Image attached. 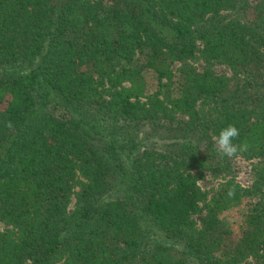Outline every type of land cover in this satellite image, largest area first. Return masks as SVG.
<instances>
[{"label": "trees", "instance_id": "16d2710c", "mask_svg": "<svg viewBox=\"0 0 264 264\" xmlns=\"http://www.w3.org/2000/svg\"><path fill=\"white\" fill-rule=\"evenodd\" d=\"M0 222V264H264V0H0Z\"/></svg>", "mask_w": 264, "mask_h": 264}, {"label": "rangeland", "instance_id": "374dc122", "mask_svg": "<svg viewBox=\"0 0 264 264\" xmlns=\"http://www.w3.org/2000/svg\"><path fill=\"white\" fill-rule=\"evenodd\" d=\"M175 67H173V69H175ZM196 67L198 69H202L203 63L198 62L196 64ZM215 71L218 74H229L228 69L223 66H215ZM144 80L146 84V92L149 94L153 93L157 89V80L155 74L151 71H145ZM254 161L255 160L247 161L239 156L231 160L233 175L232 177H234L236 182H238L243 187H249L251 184L250 168L252 162ZM218 182L219 181H216L209 176H205L199 181V186L202 190L206 191L208 193V197H210L216 189ZM248 203V200H243L238 206L232 207L220 214V219L226 222V224L229 226L236 237H239L244 229V218ZM203 216L204 212L194 217L197 224L200 223V220ZM6 227L7 226L4 223L0 222V230L5 229Z\"/></svg>", "mask_w": 264, "mask_h": 264}, {"label": "clouds", "instance_id": "9594fccd", "mask_svg": "<svg viewBox=\"0 0 264 264\" xmlns=\"http://www.w3.org/2000/svg\"><path fill=\"white\" fill-rule=\"evenodd\" d=\"M6 126L11 128V122H7ZM239 135V129L234 124L227 125L219 131L218 135H214L212 139L216 145V151L218 154L223 157L232 158L237 156L238 153L246 151L248 148L247 144L234 143ZM232 195V190H229L228 196L231 197Z\"/></svg>", "mask_w": 264, "mask_h": 264}]
</instances>
